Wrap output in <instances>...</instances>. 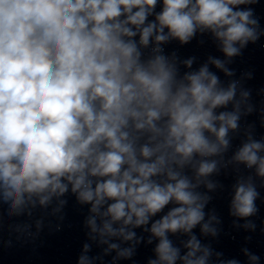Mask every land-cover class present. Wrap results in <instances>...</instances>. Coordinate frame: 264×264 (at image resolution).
<instances>
[{"label":"clouds","instance_id":"clouds-1","mask_svg":"<svg viewBox=\"0 0 264 264\" xmlns=\"http://www.w3.org/2000/svg\"><path fill=\"white\" fill-rule=\"evenodd\" d=\"M259 2L0 0V214L7 205L9 217H31L54 198L55 214L70 191L90 205L88 238L104 246L90 256L85 243L77 264H103L113 251V261L131 259L143 241L138 228L150 233L148 244L156 241L147 264H209L211 245L194 229L218 235L220 221L205 212L217 187L208 177L235 163L254 176L237 178L230 215L255 230L247 218L259 211L254 179L264 182V138L249 125L224 160L230 132L254 106L240 80L225 84L210 66L235 75L231 58L264 36ZM198 33H210L227 59L209 56L193 70L196 57L181 60L163 47ZM30 227L16 230L31 236ZM242 251L247 264H261Z\"/></svg>","mask_w":264,"mask_h":264}]
</instances>
